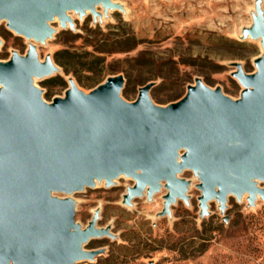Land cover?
Instances as JSON below:
<instances>
[{"label": "water", "instance_id": "1", "mask_svg": "<svg viewBox=\"0 0 264 264\" xmlns=\"http://www.w3.org/2000/svg\"><path fill=\"white\" fill-rule=\"evenodd\" d=\"M254 0L251 23L240 40H258L261 54L254 71L233 63L231 76L240 85L237 99L199 78L184 95L165 106L154 105L141 86L136 98L120 97L124 78L115 75L87 93L68 78L62 97L43 100L34 79L59 71L50 56L38 59L35 44L52 37L49 25L72 28L67 12L99 17L120 6L111 0H0V21L28 43L23 55L13 51L0 61V264H76L93 261L100 250L82 248L90 238L112 237L96 229L98 209L84 228L74 221V202L58 197L113 184L119 176L133 179L122 196L130 205L145 191L151 199L163 186L162 209L169 215L176 199L187 202L189 170L198 183V216L215 200L221 214L226 197L246 195L247 206L264 201V18ZM163 184V185H162ZM226 221V217H223ZM148 264H153L150 261Z\"/></svg>", "mask_w": 264, "mask_h": 264}, {"label": "rangeland", "instance_id": "2", "mask_svg": "<svg viewBox=\"0 0 264 264\" xmlns=\"http://www.w3.org/2000/svg\"><path fill=\"white\" fill-rule=\"evenodd\" d=\"M111 1L120 10L108 9L104 15L95 7V19L88 11L81 18L75 14L72 28L49 23L54 33L44 44H35L36 53L40 61L50 56L59 71L33 80L44 101L62 97L68 78L87 93L115 75L124 78L120 97L127 102L152 82L151 102L165 106L180 99L196 78L232 100L238 98L241 87L231 76L232 64L252 73L261 54L258 40H240V30L251 23L254 0ZM260 7L264 18V0ZM29 42L0 21V61L13 51L23 55ZM64 50L91 69H80L75 77L65 73L54 60ZM178 177L189 183L187 202L176 199L164 216H158L163 186L150 200L144 191L124 205L122 196L134 181L122 175L109 187L101 181L70 195L58 194L74 202V221L81 228L97 207L96 229L112 235L90 238L82 248L101 253L76 264H264V201L258 197L248 207L245 194L239 201L229 194L223 214L211 200L208 214L200 219L197 178L189 170ZM256 186L264 189V182L256 181Z\"/></svg>", "mask_w": 264, "mask_h": 264}, {"label": "trees", "instance_id": "3", "mask_svg": "<svg viewBox=\"0 0 264 264\" xmlns=\"http://www.w3.org/2000/svg\"><path fill=\"white\" fill-rule=\"evenodd\" d=\"M54 60L65 73H71L74 77L76 76L78 70H90L92 66L91 64L81 63L76 60L74 56L66 50L55 53Z\"/></svg>", "mask_w": 264, "mask_h": 264}, {"label": "bare ground", "instance_id": "4", "mask_svg": "<svg viewBox=\"0 0 264 264\" xmlns=\"http://www.w3.org/2000/svg\"><path fill=\"white\" fill-rule=\"evenodd\" d=\"M97 8H99L100 6H96ZM68 15H69V17H73V16H75V14L73 13V12H68L67 13ZM52 23L53 24H56L57 23V19L56 18H54V20L52 21ZM98 184V183H97ZM95 209H97V207L96 208H94L92 211H94Z\"/></svg>", "mask_w": 264, "mask_h": 264}]
</instances>
